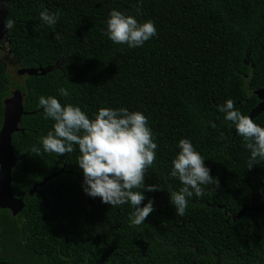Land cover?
<instances>
[{
	"label": "trees",
	"instance_id": "obj_1",
	"mask_svg": "<svg viewBox=\"0 0 264 264\" xmlns=\"http://www.w3.org/2000/svg\"><path fill=\"white\" fill-rule=\"evenodd\" d=\"M0 7L14 21L5 30L4 55L19 69L55 67L12 82L0 55V126L12 89L21 92L28 113L11 140L15 156H22L11 188L13 196L23 195L24 208L15 217L0 209V233H11L9 254L14 241L31 258L20 264H264V212L236 218L251 202L264 204V161L247 169L250 153L217 111L231 99L249 116L259 103L253 92L264 90V0H5ZM43 9L60 12L51 28L39 18ZM112 9L141 23L152 20L157 35L139 48L113 44L102 34ZM60 87L70 95L59 96ZM41 95L77 106L90 119L99 108L148 118L157 150L143 183L159 191L133 189L145 197L141 207L153 203L142 224L130 223L129 204L110 206L83 192L77 146L60 156L43 151L40 139L54 121L38 107ZM252 120L264 127V112ZM181 138L218 181L202 186L183 216L170 201L182 185L168 176ZM63 167L41 195L28 196ZM0 264H14L12 255L0 257Z\"/></svg>",
	"mask_w": 264,
	"mask_h": 264
},
{
	"label": "clouds",
	"instance_id": "obj_2",
	"mask_svg": "<svg viewBox=\"0 0 264 264\" xmlns=\"http://www.w3.org/2000/svg\"><path fill=\"white\" fill-rule=\"evenodd\" d=\"M5 0H0V6ZM135 12L140 14V8ZM60 17V12L39 11L43 25L53 27ZM13 19L4 20V29L13 26ZM113 44L125 45L128 49L139 48L145 42L157 35L152 20L139 22L134 16L126 15L112 9L105 21L102 33ZM60 34L55 33L54 39ZM58 95L68 97L69 91L60 87ZM38 107L42 109L45 119L54 121L52 130L40 139L45 153H55L57 156L69 154L78 147L79 158L77 166L82 171V190L91 197H99L101 203L119 207L129 204L132 211L130 223L138 226L153 211V203L145 200L142 191H159L155 185L145 187L144 172L151 167L156 159L157 144L148 126V118L140 111L130 112L126 108H99L94 118H89L79 107L72 104L61 105L54 96L38 97ZM217 111L224 114V120L234 126L245 149L250 153L248 168L253 161H264V127L253 122L250 117L242 115L234 107L231 99L217 106ZM220 138L223 139V133ZM178 152L171 161L169 179L176 178L181 183L179 191L171 193L170 201L175 213L185 214L189 200L195 194L200 197L205 185L215 183L216 178L210 176V170L204 165V157L192 146L187 138H181L177 144ZM32 152L39 155L40 149L33 147Z\"/></svg>",
	"mask_w": 264,
	"mask_h": 264
},
{
	"label": "water",
	"instance_id": "obj_3",
	"mask_svg": "<svg viewBox=\"0 0 264 264\" xmlns=\"http://www.w3.org/2000/svg\"><path fill=\"white\" fill-rule=\"evenodd\" d=\"M5 12L0 11V40L5 36L4 20ZM55 67L47 68H28V69H18L16 74L18 76L36 77L44 76L48 72L52 71ZM259 103L250 112V119L257 117L259 114L264 112V90H257L253 92ZM23 96L19 90H14L11 96L3 101V117L0 126V209L8 210L11 216L15 217L22 212L24 208L23 195L13 196L11 188V175L12 170L16 166L17 162L22 158L16 157L12 148L11 140L12 135L17 132H22L19 128L21 117L27 115L28 113L23 111L22 106ZM65 173L64 167L57 173L44 178L41 182L35 184L29 191L28 196L32 197L33 194L39 193V189L42 188L46 182L50 179L57 177L59 174ZM46 206V204H45ZM246 212H264V204L255 205L251 202V205L244 206L237 213L236 218L239 219Z\"/></svg>",
	"mask_w": 264,
	"mask_h": 264
},
{
	"label": "flooded vegetation",
	"instance_id": "obj_4",
	"mask_svg": "<svg viewBox=\"0 0 264 264\" xmlns=\"http://www.w3.org/2000/svg\"><path fill=\"white\" fill-rule=\"evenodd\" d=\"M6 46H7V42L3 37L0 40V55L5 54ZM10 235L11 233H9V235L7 233H5V235H3V233H0V257L7 258L12 255V262L14 264H20V262L22 263L25 260V256H26V259L30 261L31 258H27V255L22 256V254L19 252L18 245H16L14 241L12 242V245L15 246V252H13V254L8 253L9 252L8 249L10 250V247H11Z\"/></svg>",
	"mask_w": 264,
	"mask_h": 264
},
{
	"label": "rangeland",
	"instance_id": "obj_5",
	"mask_svg": "<svg viewBox=\"0 0 264 264\" xmlns=\"http://www.w3.org/2000/svg\"><path fill=\"white\" fill-rule=\"evenodd\" d=\"M4 61L6 63V70H7V73L9 74L10 80L12 82H21L24 79V76L21 77L16 74V71L18 70V68H16V65L11 60V58L8 57V55L7 56L4 55ZM14 90L15 89H12V91Z\"/></svg>",
	"mask_w": 264,
	"mask_h": 264
},
{
	"label": "bare ground",
	"instance_id": "obj_6",
	"mask_svg": "<svg viewBox=\"0 0 264 264\" xmlns=\"http://www.w3.org/2000/svg\"><path fill=\"white\" fill-rule=\"evenodd\" d=\"M22 77V76H21Z\"/></svg>",
	"mask_w": 264,
	"mask_h": 264
}]
</instances>
